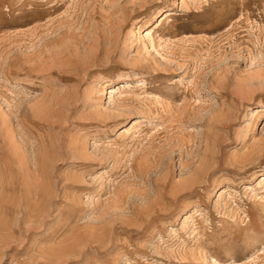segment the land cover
<instances>
[{
    "label": "rangeland",
    "instance_id": "374dc122",
    "mask_svg": "<svg viewBox=\"0 0 264 264\" xmlns=\"http://www.w3.org/2000/svg\"><path fill=\"white\" fill-rule=\"evenodd\" d=\"M264 0H0V264H264Z\"/></svg>",
    "mask_w": 264,
    "mask_h": 264
},
{
    "label": "bare ground",
    "instance_id": "6f19581e",
    "mask_svg": "<svg viewBox=\"0 0 264 264\" xmlns=\"http://www.w3.org/2000/svg\"><path fill=\"white\" fill-rule=\"evenodd\" d=\"M262 179H264V178H262Z\"/></svg>",
    "mask_w": 264,
    "mask_h": 264
}]
</instances>
